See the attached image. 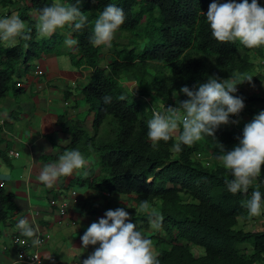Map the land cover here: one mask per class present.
<instances>
[{
  "label": "trees",
  "instance_id": "trees-1",
  "mask_svg": "<svg viewBox=\"0 0 264 264\" xmlns=\"http://www.w3.org/2000/svg\"><path fill=\"white\" fill-rule=\"evenodd\" d=\"M74 2L61 0L66 6ZM211 2L82 0L80 10L88 17L84 28L72 31L65 25L66 32L45 37L37 31L36 21L39 10L51 0H0L3 8L13 7L14 14L21 16L30 35L27 40L18 37L12 46V42H0V101L9 91L14 95L22 91L16 86L21 69H31L34 61L44 56L67 55L74 67L87 69L80 93L92 118L85 127L78 119L58 115L57 124L68 140L42 160L47 164L58 160L64 151L79 148L87 161L84 168L73 171L66 185L68 176L59 177L60 188L93 190L106 202L103 215L107 209L125 207L130 219H144L147 226L150 215L161 216L158 232L148 235L160 264H264V210L252 216L244 206L254 188L264 192V166L248 193L232 194L225 183L231 173L216 158L218 143L232 149L245 124L264 110V71L259 65L261 61L264 65V45L247 48L239 41L216 40L202 14ZM108 3L123 8L126 20L111 47L94 46L90 39L93 26ZM260 3L264 5V0ZM10 13L3 11L0 16ZM69 32L77 41L71 48L64 43ZM105 48L110 56L102 65ZM124 75L134 80L135 92L123 85ZM212 75L241 85L233 95L243 97L245 107L240 115H248L249 120L238 127L221 125L215 137L205 135L176 152L173 145L182 131L179 124L169 141L161 140L159 147L153 148L147 135V121L153 112L144 102L153 100L158 107L177 98L178 104L187 99L180 92L182 86L198 85ZM249 76L252 82L244 80ZM106 95L112 97L111 103L104 102ZM46 137L53 144L52 138ZM0 156L7 159L2 151ZM116 195L129 198L138 210L124 206ZM16 210L12 193L0 185V223ZM254 220L261 222L260 229L246 226ZM194 246L202 247L203 253L195 255Z\"/></svg>",
  "mask_w": 264,
  "mask_h": 264
},
{
  "label": "clouds",
  "instance_id": "clouds-1",
  "mask_svg": "<svg viewBox=\"0 0 264 264\" xmlns=\"http://www.w3.org/2000/svg\"><path fill=\"white\" fill-rule=\"evenodd\" d=\"M81 2L75 0L66 6L61 0H51V3L39 10L36 21L39 34L51 36L65 25H70L72 31L83 29L88 17L80 10ZM202 14L206 17L211 35L218 41H239L247 48L264 45V5L260 0H212L207 12ZM125 20L123 8L116 3L106 4L95 20L90 37L92 44L111 47L117 30ZM25 29V22L19 14L0 16V42H12V46L18 37L30 39ZM64 43L71 48L77 41L69 32L65 34ZM244 80L252 82V76ZM237 84L212 75L198 85L182 86L180 92L186 94L187 99L180 100L176 106H168L164 111H154L147 121V135L152 147H159L161 140L169 141L179 124H182V131L173 145L176 152L182 151L183 145H193L205 135L215 137L221 125L231 122L232 126L238 127L236 123L240 115L237 120L230 119V114L238 115L245 107L243 97L233 95L238 91ZM111 101V96L104 97L105 103ZM181 110L184 113L182 117ZM238 141L230 150L218 143L219 154L216 157L231 173V179H226L225 183L232 194L248 193L253 179L261 175L264 166V110L245 124ZM86 163L79 148L66 150L59 155L58 160L43 166L38 180L52 187L59 177L71 175L74 170L84 168ZM244 206L252 216L261 215L264 210V192L258 187L254 188ZM130 216L131 213L125 207L110 208L98 221L92 222L80 239L83 248L98 246L83 259L82 264H160L151 240L132 222ZM148 219L153 229L162 226L161 216L150 215ZM16 228L22 236L31 238L33 246L42 245L43 241L38 235L39 227L27 216L18 220Z\"/></svg>",
  "mask_w": 264,
  "mask_h": 264
},
{
  "label": "crops",
  "instance_id": "crops-1",
  "mask_svg": "<svg viewBox=\"0 0 264 264\" xmlns=\"http://www.w3.org/2000/svg\"><path fill=\"white\" fill-rule=\"evenodd\" d=\"M37 61L45 69L44 75L38 77L32 69H21L16 79L22 91L15 95L9 91L0 101V151L7 155V159L0 156V182H4V187L12 193L17 206L15 213L0 223V264H23L15 263L16 251L11 243L13 234L20 232L16 224L23 216L35 221L39 230L49 232V239L40 247L43 256L50 257L47 258L49 264H70L67 259L71 247L84 250L88 256L98 246L83 248L80 237L92 222L103 216L105 204L102 197L86 187L73 186L78 200L70 202L66 213L59 215L49 200L52 197L69 200L70 188H60L57 180L52 187L38 180L46 164L42 156L55 154L58 145L68 140L64 129L57 124L58 115L66 114L75 119L89 116L80 93L87 69L74 67L76 72L63 77L53 72L56 69H50L52 61L55 62L53 55ZM12 150L18 151L19 155L11 154ZM67 182L68 179L64 184ZM90 200L95 204L88 203ZM74 263L80 264L78 261Z\"/></svg>",
  "mask_w": 264,
  "mask_h": 264
},
{
  "label": "rangeland",
  "instance_id": "rangeland-1",
  "mask_svg": "<svg viewBox=\"0 0 264 264\" xmlns=\"http://www.w3.org/2000/svg\"><path fill=\"white\" fill-rule=\"evenodd\" d=\"M14 8L13 7H10V8H3L2 6H1V3H0V12H11L10 13V15L11 14H14V10H13ZM56 31H61V32H66V30L64 29V28H58ZM117 33H119V31L117 30V32H116V34ZM122 37V36H121ZM120 37V39L119 40H121L122 42H126L125 40H124V38H121ZM4 43H6V42H4ZM110 56V51H109V49H107V48H105L104 49V57H103V60H101V62H102V65H105V63H106V60H107V58ZM53 58H54V60H55V62L54 61H52V67L50 68V69H56V70H54L53 72L56 74V72L57 73H59L60 75H62L63 77H69L68 75H70V74H73L74 72H76V69L74 68V66L73 65H71L70 64V62H69V58L67 57V56H65V55H62V56H53ZM258 61V60H257ZM259 62V61H258ZM258 62H257V65H256V67L257 68H259L258 66L260 65V67H262L263 68V64H260L259 63V65H258ZM263 71H264V68H263ZM108 72V71H107ZM54 74V75H55ZM125 77L123 78V82H124V86H125V88L127 89V91H129L130 93H132V92H135L134 90H136V87H135V82L132 80V78L129 76V75H124ZM238 85H240V84H238ZM241 88V87H240ZM76 91H78V90H76ZM131 98H129L128 100H130ZM132 100V99H131ZM142 104V103H141ZM144 104L146 105V107H150V104L149 103H147V102H144ZM182 112H183V110H182ZM91 118H92V116H91V114L88 116V118H86V117H84V118H81V119H78L81 123H82V125H84L85 127H88L89 126V124L91 123ZM247 119L249 120V117H248V115H240V117L238 118V123H236V125H239V126H241L242 124H244V122H247ZM174 133H176V132H174ZM12 158V160L14 161H17V159L16 158H14L13 156H11ZM89 161H90V163H94V158L93 157H90L89 158ZM71 177V175H69L68 177H67V179L69 180V178ZM86 189H88V188H86ZM86 192L88 193V195H89V198L91 199V196H90V193H89V191L88 190H86ZM94 194V193H93ZM94 197H96V195L94 194L93 195ZM114 198H116V199H118L119 201H121L122 203H123V205L124 206H126L127 208L128 207H130V208H136L137 206H134L133 205V202H129V198L127 199L126 198V196H122V195H116V196H114ZM69 199H70V194H69ZM104 200V199H103ZM88 203H93V204H95V201L94 200H90ZM103 204H105L106 202H105V200L102 202ZM136 210H138V208H136ZM147 211V210H146ZM148 211H153V209H148ZM147 211V212H148ZM132 220V222L133 223H136L137 224V226L140 228V230L145 234V236H147L148 237V234L149 233H155V232H158L157 230L158 229H153V227H152V225L149 223V221H148V226L147 225H143V223L145 222V220L143 219H137V220H135V219H131ZM141 224V225H140ZM246 226H249V227H251V228H254V229H260L261 227H262V224H261V222L260 221H257V222H255V220H254V222L252 221V222H248L247 223V225ZM153 247V246H152ZM69 248V247H68ZM70 249V254H69V256H68V261H69V263L70 264H72L74 261H78L80 264H82V261H83V259L84 258H86L87 256H85V254H84V250H81V249H76L75 247H71V248H69ZM153 250H154V247H153ZM155 251V250H154ZM192 252L195 254V255H199V254H202L203 253V248L202 247H199V246H194L193 248H192ZM59 255H60V253H59Z\"/></svg>",
  "mask_w": 264,
  "mask_h": 264
},
{
  "label": "built area",
  "instance_id": "built-area-1",
  "mask_svg": "<svg viewBox=\"0 0 264 264\" xmlns=\"http://www.w3.org/2000/svg\"><path fill=\"white\" fill-rule=\"evenodd\" d=\"M261 63H263L261 61ZM32 73L35 76L41 77L42 75H44L45 69L42 67V65L40 64L39 61L35 60L34 63L32 64ZM16 86H20V83L17 81L16 82ZM238 91L239 92L242 87L241 85H236ZM241 87V88H240ZM258 92V91H257ZM153 98L155 99H159V97H157L156 95H153ZM67 103V102H66ZM150 107L152 112L154 111H164L168 106H176L177 105V99H173V102L169 103L168 102H161V104L158 107H155V103L153 100L149 99ZM241 113V112H240ZM240 113L238 115H233V119H236L239 117ZM183 112L181 110V117L183 116ZM230 124H233L230 122ZM11 154H14L16 156L19 155L18 151H10ZM207 162V161H206ZM1 186H4V182H0ZM77 191L74 188H71L70 190V201L75 203L77 202ZM69 200H65V199H61L59 200L58 198L52 197L49 200V204L53 207L56 208L57 213L59 215H64L66 213V209L68 206ZM32 217H34L32 215ZM34 224L36 225V222L34 221ZM38 235L41 237L43 243L41 246H43L46 241L49 239L50 234L47 231H41L39 230ZM18 241H22V243H19ZM11 243L15 248L16 251V260L15 263H23V264H49V260L43 256V254L40 251V247H36L33 246L31 243V238L28 237H24L21 235L20 232H17L15 234H13V236L11 237ZM74 264H78V263H74Z\"/></svg>",
  "mask_w": 264,
  "mask_h": 264
}]
</instances>
